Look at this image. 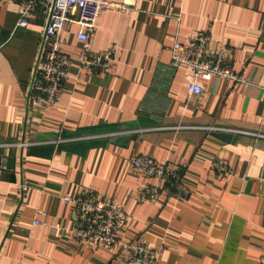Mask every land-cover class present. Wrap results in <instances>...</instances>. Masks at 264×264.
I'll use <instances>...</instances> for the list:
<instances>
[{"label":"crops","instance_id":"crops-1","mask_svg":"<svg viewBox=\"0 0 264 264\" xmlns=\"http://www.w3.org/2000/svg\"><path fill=\"white\" fill-rule=\"evenodd\" d=\"M19 17L16 2L0 0V264H120L119 247L77 242L66 230L75 213L64 196L85 187L123 206L119 237L161 250L158 264H264V0L107 9L93 39L114 53L107 73L80 68L78 26L69 24L73 65L48 108L27 100L46 18L17 26ZM198 30L211 33V48L230 50L248 87L205 80L203 93L189 91L191 70L172 67L171 47ZM121 135L130 139L117 144ZM140 154L180 167L190 193L165 189L139 202L138 189L155 182L131 169ZM216 160L233 171L219 174Z\"/></svg>","mask_w":264,"mask_h":264},{"label":"built area","instance_id":"built-area-1","mask_svg":"<svg viewBox=\"0 0 264 264\" xmlns=\"http://www.w3.org/2000/svg\"><path fill=\"white\" fill-rule=\"evenodd\" d=\"M14 1L20 7L17 26H28L33 16L46 18L43 48L37 72L30 84V107H52L60 102L65 82L70 76L73 60L64 50V32L69 24L78 26L77 38L81 43L79 66L93 72H111L114 53L111 49L98 51L93 39L101 14L107 9L132 11L137 0H1ZM212 35L198 30L187 41H175L171 47L173 68L191 70L188 89L200 95L206 89L205 80H231L243 87L250 82L244 74L233 69L228 48H211ZM59 141V139L57 140ZM22 144V143H21ZM135 173L155 179L138 189L139 202L155 203L167 189L177 196L190 193L182 170L178 166L159 163L149 154H140L130 161ZM214 169L219 174L233 170L227 163L216 160ZM74 205L75 220L66 230L77 242H87L96 247H119L120 264H158L161 250L147 246L140 240L123 242L119 232L125 222L121 204L99 195L95 189L85 187L77 196H64Z\"/></svg>","mask_w":264,"mask_h":264},{"label":"water","instance_id":"water-1","mask_svg":"<svg viewBox=\"0 0 264 264\" xmlns=\"http://www.w3.org/2000/svg\"><path fill=\"white\" fill-rule=\"evenodd\" d=\"M43 48V46H42ZM42 48L40 50V53H39V57H38V61L36 63V66H35V69H34V73H33V77H32V80H31V85L33 84V81H34V78H35V75H36V72H37V68H38V64H39V60H40V56H41V53H42ZM29 93H28V97H27V100L29 102ZM216 136L224 139V140H228V141H233L235 139V135L233 133H230V132H224V131H219V132H214ZM130 139V136L129 135H121V136H117L115 142L117 144H123L125 141L129 140ZM15 161H16V158L14 156H9L7 158V167L8 168H15ZM2 163V155L0 154V164Z\"/></svg>","mask_w":264,"mask_h":264},{"label":"bare ground","instance_id":"bare-ground-1","mask_svg":"<svg viewBox=\"0 0 264 264\" xmlns=\"http://www.w3.org/2000/svg\"><path fill=\"white\" fill-rule=\"evenodd\" d=\"M132 169V168H131Z\"/></svg>","mask_w":264,"mask_h":264}]
</instances>
